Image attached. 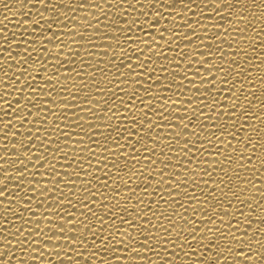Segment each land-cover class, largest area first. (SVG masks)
Returning <instances> with one entry per match:
<instances>
[{"label":"snow or ice","instance_id":"1","mask_svg":"<svg viewBox=\"0 0 264 264\" xmlns=\"http://www.w3.org/2000/svg\"><path fill=\"white\" fill-rule=\"evenodd\" d=\"M0 2V264H264V0Z\"/></svg>","mask_w":264,"mask_h":264},{"label":"bare ground","instance_id":"2","mask_svg":"<svg viewBox=\"0 0 264 264\" xmlns=\"http://www.w3.org/2000/svg\"><path fill=\"white\" fill-rule=\"evenodd\" d=\"M12 3H15V0H12ZM10 7L12 5H9ZM19 8V5H16V8L13 9L15 12ZM5 15L8 16V20H5ZM18 17L16 15H13L11 13H5L3 9V3L0 2V22H3L4 24H7V28L12 31H17L16 29V23H17ZM0 26H3L0 24Z\"/></svg>","mask_w":264,"mask_h":264}]
</instances>
